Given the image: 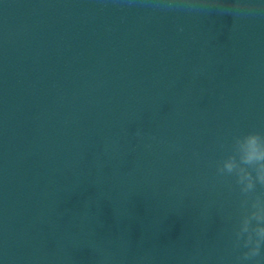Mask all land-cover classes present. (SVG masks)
Wrapping results in <instances>:
<instances>
[{"label": "water", "instance_id": "obj_1", "mask_svg": "<svg viewBox=\"0 0 264 264\" xmlns=\"http://www.w3.org/2000/svg\"><path fill=\"white\" fill-rule=\"evenodd\" d=\"M250 130L264 0H0V264H237Z\"/></svg>", "mask_w": 264, "mask_h": 264}, {"label": "clouds", "instance_id": "obj_2", "mask_svg": "<svg viewBox=\"0 0 264 264\" xmlns=\"http://www.w3.org/2000/svg\"><path fill=\"white\" fill-rule=\"evenodd\" d=\"M217 162L220 176H232L242 199L233 229L232 246L239 251L237 264L264 262V132L250 130L236 135Z\"/></svg>", "mask_w": 264, "mask_h": 264}]
</instances>
